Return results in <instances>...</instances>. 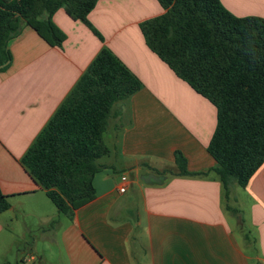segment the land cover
I'll return each mask as SVG.
<instances>
[{
  "label": "crops",
  "instance_id": "0c3cea01",
  "mask_svg": "<svg viewBox=\"0 0 264 264\" xmlns=\"http://www.w3.org/2000/svg\"><path fill=\"white\" fill-rule=\"evenodd\" d=\"M220 1L237 16L264 17L248 11L264 0ZM163 11L158 0H97L87 18L103 40L63 8L51 17L65 34L60 46L26 24L9 40L11 62L0 71V190L10 203L0 213V264L29 257L31 264H264V161L242 194L232 190L227 208L209 171L215 106L149 49L140 30ZM103 46L141 88L112 106L95 197L65 215L20 159ZM176 151L188 172L203 174H179ZM147 173L163 179L144 182Z\"/></svg>",
  "mask_w": 264,
  "mask_h": 264
},
{
  "label": "trees",
  "instance_id": "16d2710c",
  "mask_svg": "<svg viewBox=\"0 0 264 264\" xmlns=\"http://www.w3.org/2000/svg\"><path fill=\"white\" fill-rule=\"evenodd\" d=\"M164 11L143 20L146 45L216 109L207 144L226 207L264 161V18L237 16L220 0H158ZM97 0H0V71L11 62L9 40L21 25L49 45L65 34L52 14L63 8L98 37L87 15ZM141 88L140 80L103 46L20 159L57 212L70 215L95 197L96 160L108 153L102 135L112 106ZM179 174L185 159L174 153ZM10 206L0 190V213ZM235 213V211H234Z\"/></svg>",
  "mask_w": 264,
  "mask_h": 264
},
{
  "label": "rangeland",
  "instance_id": "374dc122",
  "mask_svg": "<svg viewBox=\"0 0 264 264\" xmlns=\"http://www.w3.org/2000/svg\"><path fill=\"white\" fill-rule=\"evenodd\" d=\"M256 4V3H255ZM255 7V8H254ZM250 6L249 7V13H259V12H261V11H264V5H256V6ZM253 9V10H252ZM229 11H231V10H229ZM232 12V11H231ZM233 13V12H232ZM251 15H254V14H251ZM260 17H262V16H260ZM262 18H264V17H262ZM242 188L243 187H237V189H235L237 192H238V194L240 195V194H242L241 193V190H242ZM236 194V193H235ZM232 198H233V193H231V195L229 196V199H230V201L229 202H231L232 201ZM237 209H239L238 207H237ZM236 209V210H237ZM237 212H238V214H237ZM233 213V215H236V217L238 218V219H240V221H241V219H242V212H240V210H237V211H235V214H234V211L232 212ZM241 236H242V240H243V244H244V246H245V248L247 249L248 247H247V239L245 238V237H243V235L241 234ZM1 263V262H0ZM24 264H31V263H29V262H25Z\"/></svg>",
  "mask_w": 264,
  "mask_h": 264
},
{
  "label": "water",
  "instance_id": "95a60500",
  "mask_svg": "<svg viewBox=\"0 0 264 264\" xmlns=\"http://www.w3.org/2000/svg\"><path fill=\"white\" fill-rule=\"evenodd\" d=\"M140 179L144 182L158 181L160 182L163 179L162 175H156L153 173H147L140 176Z\"/></svg>",
  "mask_w": 264,
  "mask_h": 264
},
{
  "label": "built area",
  "instance_id": "2783aa9c",
  "mask_svg": "<svg viewBox=\"0 0 264 264\" xmlns=\"http://www.w3.org/2000/svg\"><path fill=\"white\" fill-rule=\"evenodd\" d=\"M125 180H126V175H122L121 176L122 183H121V185L118 188L120 192H124L126 190V187L123 185V182ZM32 260H33V257L25 258V259H23L22 264H24L25 262H29L30 263Z\"/></svg>",
  "mask_w": 264,
  "mask_h": 264
}]
</instances>
